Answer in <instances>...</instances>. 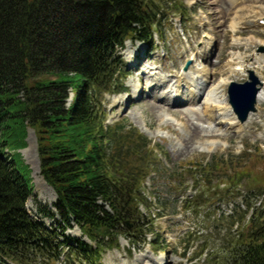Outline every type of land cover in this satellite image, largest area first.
I'll use <instances>...</instances> for the list:
<instances>
[{
	"label": "trees",
	"instance_id": "1",
	"mask_svg": "<svg viewBox=\"0 0 264 264\" xmlns=\"http://www.w3.org/2000/svg\"><path fill=\"white\" fill-rule=\"evenodd\" d=\"M177 2L0 0V264H100L121 237L133 248L145 237L152 142L126 122L106 124V95L125 91V43L156 45ZM27 127L56 193L53 207L38 205L50 226L27 208L32 179L18 153ZM250 223L229 264H264V212ZM74 226L81 238L67 234Z\"/></svg>",
	"mask_w": 264,
	"mask_h": 264
},
{
	"label": "rangeland",
	"instance_id": "2",
	"mask_svg": "<svg viewBox=\"0 0 264 264\" xmlns=\"http://www.w3.org/2000/svg\"><path fill=\"white\" fill-rule=\"evenodd\" d=\"M155 1L162 3V0ZM175 7L176 13L171 8L164 11L167 17L161 26L163 38L158 39L153 52L145 44L127 42L121 52L127 73L125 92L106 96V123L126 122L145 135L152 142L153 159L148 168L150 176L141 188L142 197L148 202L139 206L145 218L137 230L145 237L135 231L138 238L134 241L140 244L134 249L128 239L121 237L118 249L102 252L100 264H156L154 261L161 258L165 264H229L230 253L235 252L240 240H245L243 236L249 235L251 223L246 214L249 216L252 208L257 215L264 212V103H258L257 112L245 122L242 133L230 131L223 136L218 131L211 136L203 132L182 146L194 126L210 130L200 99L198 106L183 102L179 107L171 103L164 108L167 112L152 114L147 109L154 106L150 100L143 104L132 93L135 90L132 85L138 83L144 67L166 77L196 69L197 65L213 75L206 84L202 83L204 88L199 93L202 98L206 87L209 92L223 79H231L228 64L237 55L242 57L243 65L257 77L261 75L264 81V24L233 27L239 16L263 10L264 0H178ZM237 40L242 44L240 47L234 43ZM208 42L206 54L192 55ZM189 61L191 64L185 70ZM248 77L249 74L232 78L231 82L243 83ZM120 99L125 102L118 114L120 106L113 103ZM26 130V147L18 153L29 167L32 179L33 191L27 208L31 215L50 226L55 223L39 214L38 205L53 207L56 193L41 174L37 133L31 127ZM212 141H219L221 145L214 148L209 145ZM196 171L198 174L194 175L192 172ZM207 172H210L209 182L204 178ZM219 199L237 202L234 215L216 218L213 207ZM189 200L193 202L186 203ZM126 225L135 229L130 222ZM67 234L82 237L76 226Z\"/></svg>",
	"mask_w": 264,
	"mask_h": 264
},
{
	"label": "bare ground",
	"instance_id": "3",
	"mask_svg": "<svg viewBox=\"0 0 264 264\" xmlns=\"http://www.w3.org/2000/svg\"><path fill=\"white\" fill-rule=\"evenodd\" d=\"M234 1H237V0H234ZM238 19L239 20L235 22L236 24H233L234 29L242 28V26L244 27L253 26V25L258 26V22L260 20H264V9L261 11L253 10L250 14L246 16L244 15V17L239 16ZM238 41L239 40H237L234 43H236V45L240 47L242 44L239 43ZM250 43H254V42L252 41ZM207 46H209V42L206 44V46H204V48H199V51L197 53H193L192 55H194L195 57H199L203 53L206 54ZM242 63H243L242 57L237 55L236 58H234L233 61H231L228 64V71L231 74L230 76L231 79L229 80L223 79L222 81L217 83L215 86L211 87L209 92H208V88L206 87L207 93L205 92L203 96L201 94L202 98H200V95H199V93L204 88V85H202V83L206 84L208 81L207 79L209 77L211 78V76L213 77V75L210 74L209 71L203 70L202 69L203 67L200 66L202 69L201 70L199 69V66L197 68V65H196V69L191 68L189 69V71H182V73H179V74L175 73V74H170V75H167L166 77H163L158 72H155L152 70L151 71L144 70L146 68L143 66L144 68H143L142 74L138 75V77H140L138 80V83L132 85V87H135V90H133L132 92L135 97L134 96L132 97L134 98L137 97L139 102H142L143 104L149 103V100H150V104H153L154 106L150 105L147 109L150 110L152 114L153 113L156 114V112H160V111H166L164 108L167 107V105L171 103L175 104L176 106L180 105L179 107L183 106V102H186V104H192L194 106V105H197L200 99L199 102L202 105L203 111H205L206 119H208V122H209L207 123L209 124L207 129L210 128V130L205 131L204 129H201L198 126H194L193 129H190V133H188L187 135L189 137L182 141V146L185 145L186 142L189 143L190 140L197 138L203 132H206L207 134L211 136H215L216 132L218 131L224 133L223 136L227 135L230 131L231 132L234 131L236 133H242L241 132L242 127L245 123H241L238 120L237 116L235 115V113L233 112L229 104L228 96L225 92L227 90L228 85L231 83L232 78L246 77L249 74L248 72L250 68H248L246 65H243ZM260 78L263 79L261 75H260ZM261 81H262V87L258 95L259 104L264 103V81L263 80ZM142 82L145 85L144 91H143L144 85L142 86ZM166 82L169 84H166L164 86ZM161 89L163 90L161 91ZM128 94H129V90H128ZM152 100H156V102L152 103L151 102ZM124 102L125 100H121V99L114 100L113 104L120 106L118 114L120 113L121 109L123 111ZM169 111H171V109ZM213 112H215V115H212ZM252 115H250L248 120L252 119L251 118ZM217 119H219L218 124H217ZM209 145L216 148L219 145H221V142L212 141L210 142ZM201 151H207V150L203 148ZM163 261H164V258H161L159 260H155L154 262L156 264H165Z\"/></svg>",
	"mask_w": 264,
	"mask_h": 264
},
{
	"label": "water",
	"instance_id": "4",
	"mask_svg": "<svg viewBox=\"0 0 264 264\" xmlns=\"http://www.w3.org/2000/svg\"><path fill=\"white\" fill-rule=\"evenodd\" d=\"M187 65H190V63ZM261 87L262 82L253 71H249V79L246 82H232L228 87L229 104L241 123H245L249 116L257 111L258 95Z\"/></svg>",
	"mask_w": 264,
	"mask_h": 264
}]
</instances>
